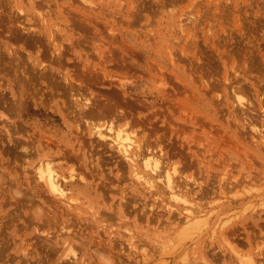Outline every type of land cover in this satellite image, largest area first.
Segmentation results:
<instances>
[{"label": "rangeland", "instance_id": "rangeland-1", "mask_svg": "<svg viewBox=\"0 0 264 264\" xmlns=\"http://www.w3.org/2000/svg\"><path fill=\"white\" fill-rule=\"evenodd\" d=\"M85 95L110 110L82 115ZM112 121L177 168L200 221L91 133ZM260 135L264 0H0V264H264ZM40 158L87 178L73 206L31 204Z\"/></svg>", "mask_w": 264, "mask_h": 264}, {"label": "bare ground", "instance_id": "bare-ground-1", "mask_svg": "<svg viewBox=\"0 0 264 264\" xmlns=\"http://www.w3.org/2000/svg\"><path fill=\"white\" fill-rule=\"evenodd\" d=\"M27 28H29V27H27ZM93 100H92V98L87 97L86 95L84 97L77 98V102H80L79 106H80V111H81L82 115H90V116L98 115L103 110L106 112L107 109L110 108V106H111V105H109V107H107V109L104 108L103 106H101L104 109H102L100 107L101 110L99 108L97 110L96 107H99L101 104H99L98 99H96L98 101L97 104H99V105L95 107V103L93 102ZM237 100H238L239 104L245 106L244 105L245 104L244 103V97L242 95L240 96L238 94ZM77 102H76V104H77ZM103 105H105V104H103ZM79 106H77V107H79ZM112 106H113V104H112ZM109 110L110 109H108V111ZM8 119L9 120H7V121H10V123L8 122V125L11 124V123L12 124L15 123V126L17 125L16 124L17 123L16 119L15 120L13 119L15 121L14 123L11 122L9 117H8ZM251 125L254 127L253 129L258 135L262 133V130L260 128H258V126H256L253 122L251 123ZM11 126H14V125H11ZM127 129L128 128L121 127V125H119V123L118 124L114 123V121L109 122L108 125H106V126H105V124H100V123H95V124L91 125V133L96 134L100 139H103V140H105L107 142H110L112 146L116 147V149L119 152H121V155H123V157L130 164L131 173H132L133 177L140 184L144 185V187L147 190H149L150 192H155L156 195H158V196H161L162 194H167V197H166L167 198V201H166L167 205L169 207H173L174 205L178 206V209L183 214V219H185V222L200 221L201 218L203 217V215L206 214V212L204 211V209L195 206V202H193V200H192L193 198H190V195H191L190 193L194 189L193 190L189 189V190L186 191V190H184V188H186V187L182 188V186H184V185H182L183 183L181 181H178L179 180L178 179L179 175H178L177 168L175 166H173V165H171L170 167H167V166L163 165L164 161L162 163V160H164V159L162 157H160L161 153H158L157 151L148 152V153L147 152L144 153L142 151H139L141 147H140V144L138 143L137 139L135 138V134L136 133L134 134V132H131V131L127 130ZM7 130L9 132V128H7ZM10 133H9V135H11ZM14 136L15 135L13 134V137ZM261 137H264V135H262ZM15 138H17V137H15ZM12 140H13V142H15L14 139H12ZM16 144H17V142H16ZM18 145H19V143H18ZM18 145H16V146H18ZM161 158H162V160H161ZM33 167H34V172H35L34 176L36 177V178L34 177L35 181H36L35 183L37 184V185H35V184L33 185L35 187V191H34L35 195H34V197L31 194L32 192H28V190L26 191V189L25 190L23 189V191H24L23 192L21 189L13 188V187H15V185H14L15 183L14 182H12L13 184H11L13 186V187H11V190L14 191V189H16L14 192H17V194H19V193L27 194V199L28 200L31 199L30 197H33L31 199V201H32L31 204L32 205H35V203L39 201V199H38V201H36V199H35V201H33L34 198L37 197V198L41 199L42 197L46 196V195H43V194H46V193L51 194L52 196L59 198L61 201L66 202L68 205L69 204L72 205L73 201L74 202L77 201V199H78L77 197L80 194V191L83 194H85V190H83V187L85 186V184H81L79 182L81 181V182L84 183L87 178L81 173H75L74 172V168H72L67 174L64 171H62L59 168H57L53 164V160L50 159V158H45V159L40 158V159H38L37 163L35 165H33ZM79 174H81V175L79 176ZM3 178H1V181L5 180ZM77 179H79V180H77ZM31 181L33 182L32 179H31ZM31 181H30V183H32ZM179 182H181V183H179ZM184 182H186V181H184ZM22 184H23V182H22ZM25 184H26V182H25ZM186 184L189 186V183L186 182ZM186 184H185V186H187ZM73 189H75V190L72 192ZM14 192H13V194H10L11 198H14V196H13L15 194ZM27 192L30 193L29 195H31L29 197L30 199L28 198V193ZM25 194H23V195H25ZM188 194H190V195H188ZM46 197H48V196H46ZM46 197H44V198H46ZM19 199H20V197H18L17 201ZM22 199H23V196H22ZM27 199L25 200L26 202H27ZM48 199H47V201H48ZM163 199H165V197ZM19 201H22V200L20 199ZM41 201H39V204H40ZM43 202H45V201H43ZM31 204H30V206H31ZM39 204H37L38 205L37 208H34V209L38 210L39 209ZM19 205L21 206L22 204H19ZM24 205H25V202L22 205V207ZM50 205L51 204H49L47 206L50 207ZM179 205H180V207H179ZM42 206L43 205L41 204V207ZM31 207H30V210L32 209ZM44 209H45V211H43ZM44 209L42 207V211H40L41 208L39 209V211L36 210V214L37 215L35 214V211L33 210V212H34L33 214H35V216H37L36 221L35 220H33V221L37 222V226H38V223L42 222L41 221L42 218L44 219L43 221L45 222V223H42L43 225L46 224V221L48 219H49V222L50 221L52 222V224L55 223L54 221H52V220H54V218H51L52 216L48 212L50 210H46L47 209L46 207ZM52 209H54V208H52ZM44 217H46V218H44ZM47 217H48V219H47ZM45 219H47V220H45ZM194 225H195V223H193V225H191V226L194 227ZM64 233H66V232H64ZM68 238H69V236L64 237V240L61 241L62 242L61 244L64 245L68 241L67 240ZM167 245L168 244L165 243V244H163V247H167ZM57 247H62V245L61 246H57ZM57 249H55V250H57ZM0 251L2 252L1 249H0ZM52 251H54V250H52ZM0 255L2 257L3 254L0 253ZM104 258L106 259L107 257H104ZM50 259H51V257H50ZM248 261H249L248 264H258L257 260L250 259Z\"/></svg>", "mask_w": 264, "mask_h": 264}]
</instances>
